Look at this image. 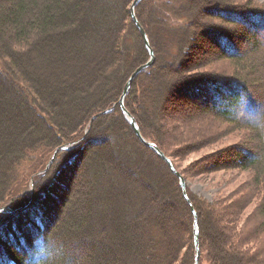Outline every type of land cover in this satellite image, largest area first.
<instances>
[{"label": "trees", "instance_id": "1", "mask_svg": "<svg viewBox=\"0 0 264 264\" xmlns=\"http://www.w3.org/2000/svg\"><path fill=\"white\" fill-rule=\"evenodd\" d=\"M133 1L0 0V191L40 146L49 149L47 157L59 150L54 170L63 165L72 172L80 161L67 206L62 194L54 193L63 185L51 169L34 174L22 202L0 201V264H64L81 243L87 264H194V213L179 178L139 139L118 104L132 72L150 57L131 16ZM192 1L137 4L157 57L134 79L125 99L143 136L158 144L185 178L161 130L153 127L167 121L159 107L170 93L186 94L194 108L189 116L174 117L184 134L173 140L179 146L191 140L189 124L212 128L219 120L264 138V91H257L253 76L254 82L246 78L253 56L246 47H258L255 33L264 30V5L256 0L226 9L211 5L205 18L213 23L207 25L227 24L231 31L222 34L194 21ZM206 34L213 58L233 62V74L210 77L208 87L203 79L176 81L177 69L162 86L154 77L158 69L186 66V51ZM255 143L235 145L231 159L216 155L209 166L248 172L239 187L243 197L209 202L188 190L198 215L199 264H264V153H258L264 148ZM82 185L88 195L95 190V204L74 211L72 195L81 194ZM248 206L254 211L244 217ZM48 208L57 209L51 218Z\"/></svg>", "mask_w": 264, "mask_h": 264}, {"label": "rangeland", "instance_id": "2", "mask_svg": "<svg viewBox=\"0 0 264 264\" xmlns=\"http://www.w3.org/2000/svg\"><path fill=\"white\" fill-rule=\"evenodd\" d=\"M242 1H246V0H193L192 2H195L194 3L195 7L192 6L193 3L190 4L189 7L191 6L192 8L190 9L192 11L191 13L194 21H196V23L197 22L200 23L202 21L201 22L202 25L203 24L207 25L208 24L207 22L208 21L210 22V20H207L205 17L206 14H208L207 12L209 9L212 11V9L209 8L211 5H212L211 7L226 9V7L227 8L235 7V5H230V4H234L237 2L241 3ZM256 1L257 4L264 5V0H256ZM251 20H253V18H251ZM210 23H213V21H211ZM210 23L209 25L211 27L209 29H212L214 31H218L222 34L231 31L230 27L227 26V24H221V25H225V27H223L218 23L215 25L214 24L211 25ZM201 24L199 28L203 30L204 25L202 28ZM209 29L207 28L206 30L210 31ZM255 34H257L255 38L258 41V47L255 48L253 47L252 44L249 45L247 44L246 47V49L249 52L253 53L250 63L252 64V68L255 66L253 68L254 71L253 70L252 72L250 71L252 69L251 67L250 69H248L251 72V74H249V71L246 70L245 68L244 71L245 72L248 71L246 77L247 79L250 80L252 76L253 78L256 79L255 82L253 80L250 81L254 82L253 84L256 86L257 91L263 92L264 91V30L261 31L260 33H255ZM209 38H210L209 34L207 36L204 35L203 37H200L198 41L194 42V46H193L194 50L192 52L190 50V53L188 52V50L186 51L185 53L186 56L184 60L186 61L185 63L186 66L182 68L179 67V65H176V69L175 68L173 69L171 67L168 69H162V68L160 70L158 69V71L154 75L155 79H157L160 82V84H162L163 86V84L168 82L167 80L171 77V76H167L168 72L170 71L171 73H174L173 71L178 69L180 71H176L178 72L177 73L178 77H176L175 79L176 81L182 80L184 82L185 80V83L194 84L199 79H203L202 81L205 83H202V81H200V84L202 83L205 86L209 87V84L211 82L208 81V79L210 77L218 76L221 74L223 75V77H228V74L232 75L233 72L237 69L236 66L234 65L233 62H231L227 58H221V57L217 59L213 58L215 56L214 55L215 53L214 51H210L209 49L211 44L210 42L211 39ZM201 42L203 43V45L200 44ZM185 75L187 76L186 78ZM195 92H199L198 89L195 90ZM139 96L140 95L137 94V99H139ZM183 96L184 98L181 97L176 92L172 96L171 93L168 95V99L166 100L164 106L162 105L159 107V109L163 110L164 114H166L165 116L167 117V121L153 127L154 129L161 130L160 132L161 139L166 143L167 149L169 150L170 154H172V158L175 161L178 168L182 172H184L187 180V192L188 190H190L193 193L197 194L199 197H202L204 200L209 202L217 199H223L226 197H232L231 201L233 202L235 199H239L243 197L242 193L244 192L240 190L239 187L241 183L247 181V177L249 176L248 172L241 170L211 171L209 166L214 161L216 155H219V158H221L222 160L231 159L232 156L229 155V152L230 150L233 149L235 145L238 144L252 146V145H256L255 143L256 141L257 144L260 145V147L264 148V141H263L264 138L259 132L258 133L249 132L242 125L219 120L218 122H216V125L214 124V127L212 128H209V125H207L206 123H202L198 125L197 124L192 125L187 123L189 125L187 126L186 131L188 134H191L190 136L191 140H189L188 144H186L185 146L177 145L176 142L173 141L174 138L181 137V135L184 134L182 132L179 133L182 130L181 124L179 122L177 123V121L175 123L174 117L179 118V117L189 116L190 111L194 109L193 107L192 108L189 107L190 104L186 100L188 99V96L186 94ZM195 107L197 108L198 106L195 105ZM205 135L206 136L213 135L211 136L212 140H210V138L206 139ZM203 136L205 137L202 138ZM48 150L49 149H44L42 148V146H40L39 150L36 153L29 154L28 159L24 161V163L18 166L19 169L17 168L18 170H16L17 175L13 173V176L11 175L12 177L11 178L9 177L10 181L0 191V201L5 200L7 202H17V203H20V201L22 202L24 200L23 197L27 193L29 185L31 184L33 178L35 177L34 174H40L41 172H43V169L44 171L48 169H51L52 171L54 170L55 165L58 163L57 160L56 164L54 165L59 150H57L56 153L53 152L47 157ZM263 151L264 150H262L261 148V150H258V153L262 155L264 153ZM61 156L59 159L60 161L59 164L62 162ZM79 165H80V161H78L75 164V167L72 170V172H71L72 167L67 168L68 167L67 166L66 168H64L63 165L57 166L56 169L54 170L55 173L54 175L58 178L57 181L56 180L55 181L63 185V187L61 188L62 192L59 191L60 190L59 188L54 187L56 188L54 189L55 191L54 193L62 194V198H64L65 200L64 201L65 206L69 204V200L71 196V194H69L71 192L70 187L76 185L75 181L73 182L74 179L73 173L79 167ZM36 170H38L37 173L36 172L33 173ZM31 172L33 174L30 175ZM82 186L83 187L81 194L80 193L76 194L75 192V195L74 194L72 195V198L74 197V199H76V203H75L76 205L74 204L72 206L74 207V211L80 210V208H84L83 206L85 203H87L88 208L90 209L95 204L94 203L95 190H91L90 192L92 191L93 192L90 195H88L86 185H82ZM32 195H35L34 189ZM50 208H48L49 218H51L52 217L51 215L57 212V209L55 211ZM59 208L60 207H58V210ZM52 210L54 213L52 212ZM252 211H254V207L248 206L245 211L244 217L250 216ZM78 246H75V248L77 249L72 247L71 250L68 249V247L66 246L65 250L66 252H69V250L71 251L70 253L72 254L71 255L72 258L66 257L64 259L65 260L64 264H87V262L85 261V256H86V253L84 252L85 246L82 243L79 244ZM204 264H208V263L205 262Z\"/></svg>", "mask_w": 264, "mask_h": 264}, {"label": "water", "instance_id": "3", "mask_svg": "<svg viewBox=\"0 0 264 264\" xmlns=\"http://www.w3.org/2000/svg\"><path fill=\"white\" fill-rule=\"evenodd\" d=\"M140 1L141 0H134L132 2L131 6H130V12H131V16H132L133 21L135 22V24L137 25L138 29L140 30V33H141L142 38H143V41H144V43H145V45H146V47H147V49L149 51L150 57L145 63H143L142 65L137 67L132 72V74L130 75L129 79L127 80V82L125 84L123 93H122V95H121V97H120V99L118 101V104H120L121 109L126 113L128 119L130 121V124H131L135 134L139 137V139L144 144L149 146L161 159H163L168 164V166L170 167L171 171L179 178L180 186L182 187L183 194L186 197V199L188 200V203L190 204L191 209H192V211L194 213V242H195V247H196V256H195L194 264H199V261H200V258H201V250H200V241H199V237H200L199 234L200 233H199V227H198V215H197V212H196V210L194 208V205H193L192 201L189 199V196H188L187 180L184 177V175L176 168V166L174 165L172 159L170 157H168L164 153V151L159 147V145L154 143V142H152V141H150V140H148V139H146L143 136V134L141 132V128H140L136 118L132 115V113L127 109V107L125 105L126 96L128 95V93H129V91L131 89V86H132V83H133L134 79L143 70H145L146 68H149L150 66H152L155 63V61H156V55H155L154 49H153V47L151 45L149 36H148L145 28L142 26V24L140 23L137 15H136V6H137V4ZM95 117L96 116H94L92 119H94ZM67 146L68 145H66L65 147H67ZM57 150L55 151V153L57 152ZM33 196L34 195H32L31 200L33 199ZM31 200L26 205L31 203Z\"/></svg>", "mask_w": 264, "mask_h": 264}, {"label": "bare ground", "instance_id": "4", "mask_svg": "<svg viewBox=\"0 0 264 264\" xmlns=\"http://www.w3.org/2000/svg\"><path fill=\"white\" fill-rule=\"evenodd\" d=\"M189 196V195H188ZM186 198V197H185ZM189 199H190V197H189ZM191 200V199H190ZM188 201V200H187ZM193 203V202H192ZM190 205V204H189ZM194 205V204H193ZM190 208H191V206H190ZM195 208V207H194ZM192 210V209H191ZM196 210V209H195ZM193 212V211H192Z\"/></svg>", "mask_w": 264, "mask_h": 264}]
</instances>
